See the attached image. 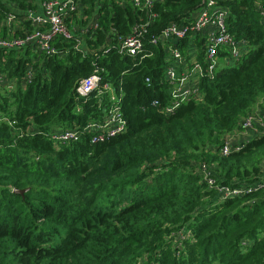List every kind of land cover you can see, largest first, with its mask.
<instances>
[{
  "label": "trees",
  "instance_id": "trees-1",
  "mask_svg": "<svg viewBox=\"0 0 264 264\" xmlns=\"http://www.w3.org/2000/svg\"><path fill=\"white\" fill-rule=\"evenodd\" d=\"M78 1L67 19L75 35L58 37L56 54L0 49V72L14 82L0 85V264H264V187L224 198L204 175L231 187L264 180V134L220 153L264 100V0ZM30 7L0 0V36L33 31L29 20L15 24ZM201 9L225 10L246 50L236 60L220 51L201 96L166 114L168 49L206 67V36L159 37L171 23L193 25ZM137 28L152 54H121ZM95 73L111 90L80 96V81ZM114 93L127 129L94 140L86 126L103 119ZM67 129L80 139L54 142Z\"/></svg>",
  "mask_w": 264,
  "mask_h": 264
},
{
  "label": "built area",
  "instance_id": "built-area-1",
  "mask_svg": "<svg viewBox=\"0 0 264 264\" xmlns=\"http://www.w3.org/2000/svg\"><path fill=\"white\" fill-rule=\"evenodd\" d=\"M31 5L25 12L26 20H29L36 28L27 32L25 36H0V49H20L29 44H33L39 53L44 55H54L57 53L55 40L58 37L71 39L75 34L67 23V19L74 12L79 10L78 0H40L34 2L30 0ZM153 0H134L135 4L142 7H148ZM201 9L196 21L193 25L171 23L160 35L159 38L179 40L186 36L189 30L202 33L206 36L204 60L208 66L205 67L201 62L196 61L194 64L188 63L186 56H183L178 47L168 49V65L164 71L166 83L169 86V100L163 106L166 114L173 113L182 103L199 98L201 78L205 75L213 77L218 64V54L220 51H226L231 59H239L244 51L247 43L238 41L228 30L226 20V11L224 10ZM264 15V6L261 7ZM16 18V15L9 14L6 23L10 24ZM79 25H77V28ZM137 28L133 35L123 38L120 42V53L130 54L134 57L140 55H151L143 51L141 38L137 36L139 33ZM137 32V33H136ZM157 42V39H154ZM80 47V43L76 45ZM34 77L33 70H29L26 74L25 81L31 82ZM150 82L149 78H146ZM0 85L12 88L14 82L10 81L5 74L0 72ZM95 90L104 93L111 90L109 85L102 84L101 76L95 73L80 81L77 92L80 96H88ZM122 93H114L110 95L108 107L101 121H92L86 126L87 130L94 132L97 136L94 140L103 139L107 135H115L127 129V119L122 111ZM263 100V99H262ZM264 101V100H263ZM153 105L159 106V101H154ZM257 107V106H256ZM253 136L264 134V111L259 108L252 109L240 121L239 128L234 130L230 135L225 137V143L220 149V153L224 156L229 155L232 151L240 150L250 138ZM78 130L67 129L64 131H56L52 134V138L56 143H69L80 139ZM205 170V179L210 186L218 190L219 194L224 198H233L244 195L247 192L258 190L264 187V180L239 187H231L223 184H216V179Z\"/></svg>",
  "mask_w": 264,
  "mask_h": 264
},
{
  "label": "rangeland",
  "instance_id": "rangeland-1",
  "mask_svg": "<svg viewBox=\"0 0 264 264\" xmlns=\"http://www.w3.org/2000/svg\"><path fill=\"white\" fill-rule=\"evenodd\" d=\"M13 15V13L11 14ZM8 20V18H6ZM10 23H13V22H10ZM257 106V107H256ZM256 108H259L260 110H263L264 111V101L262 99H260L258 101V103L255 105ZM255 108V109H256ZM232 133V132H231ZM231 133L227 134V135H230ZM260 161L262 164H264V154L261 155V158H260Z\"/></svg>",
  "mask_w": 264,
  "mask_h": 264
},
{
  "label": "crops",
  "instance_id": "crops-1",
  "mask_svg": "<svg viewBox=\"0 0 264 264\" xmlns=\"http://www.w3.org/2000/svg\"><path fill=\"white\" fill-rule=\"evenodd\" d=\"M40 0H34V2H39ZM15 15H19L18 13H17V11H15V13H14ZM17 19V17L13 20V23H14V21ZM26 20V18L25 17H23V20H21L20 22H16L15 24L17 25V27H20V28H22L21 26H20V23H22V22H24ZM27 21V20H26ZM256 108V107H255ZM254 108V109H255ZM253 137V135H252V133H250V138H252ZM262 165V167H264V164H261Z\"/></svg>",
  "mask_w": 264,
  "mask_h": 264
}]
</instances>
